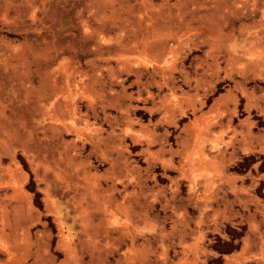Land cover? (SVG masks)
<instances>
[{"label":"rangeland","instance_id":"374dc122","mask_svg":"<svg viewBox=\"0 0 264 264\" xmlns=\"http://www.w3.org/2000/svg\"><path fill=\"white\" fill-rule=\"evenodd\" d=\"M233 75L264 0H0V264H261L187 160Z\"/></svg>","mask_w":264,"mask_h":264},{"label":"crops","instance_id":"0c3cea01","mask_svg":"<svg viewBox=\"0 0 264 264\" xmlns=\"http://www.w3.org/2000/svg\"><path fill=\"white\" fill-rule=\"evenodd\" d=\"M263 76L226 78L224 89L202 106L196 117L210 122L208 125L214 130L208 138L196 137L192 149L199 150L198 157L194 159L192 154L187 157L188 162L194 160L191 173L201 176L200 188L211 193L212 207L226 202L228 208L244 210L242 220L247 226L243 238L253 240V244L235 248L232 255L250 257L261 264H264ZM214 83L208 82L202 90ZM206 149L208 152H203ZM60 238L70 241L69 237ZM228 238L218 240L227 245H237L240 240Z\"/></svg>","mask_w":264,"mask_h":264}]
</instances>
